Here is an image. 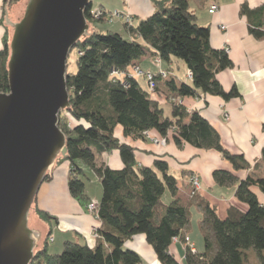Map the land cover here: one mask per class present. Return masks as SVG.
Instances as JSON below:
<instances>
[{
	"label": "trees",
	"instance_id": "1",
	"mask_svg": "<svg viewBox=\"0 0 264 264\" xmlns=\"http://www.w3.org/2000/svg\"><path fill=\"white\" fill-rule=\"evenodd\" d=\"M8 2L4 0L5 5ZM154 3L156 11L136 26L133 19L125 22L130 38L92 27V34L75 46L79 53L77 72L67 77L71 108L60 114L59 125L67 136L66 160L71 163L68 185L73 197L83 204L91 203L81 163L101 181L102 199L96 214L101 221L99 240L94 247L68 240L62 252L50 253L48 237L32 264H140L141 256L126 246L138 234L146 236L161 263L180 264L171 245L174 238L190 242L186 230L191 214L176 198L177 178L170 172L165 154L158 156L153 166H139L136 149L117 137L119 126L125 136L134 139H144L145 133L153 130L165 137L171 134L179 148L191 144L199 149L217 150L236 170L251 168L244 155L231 153L223 146L220 134L199 110L190 111L182 102L185 97L207 94L227 100L239 96L235 87L226 91L217 78L233 66L232 59L226 50L211 45L210 28L198 23L188 0ZM93 8L91 0L85 11L91 26L93 22L105 21V16L93 17ZM252 12L242 5V14L250 16ZM250 32L256 38H264L261 24L251 25ZM9 42L7 30L0 50L2 92L9 91ZM148 53L159 57L162 64L173 58L182 60L192 72L191 83L179 81L165 69L169 73L166 78L155 73L154 91L144 89L131 69L135 61ZM114 71L122 72V77L112 75ZM162 94L164 103L156 98ZM114 151L123 160L121 169L97 162V156ZM213 175L221 186L238 182L236 197L248 208L242 211L232 206L227 216L221 218L214 207L203 203L201 229L205 250L194 252L188 246L187 264H247L250 249L257 252L258 264H264V203L254 191L256 187L264 194V176L249 174L240 180L227 170H215ZM167 189L173 197L168 204L162 201ZM37 212L45 220L52 219L46 211Z\"/></svg>",
	"mask_w": 264,
	"mask_h": 264
},
{
	"label": "crops",
	"instance_id": "2",
	"mask_svg": "<svg viewBox=\"0 0 264 264\" xmlns=\"http://www.w3.org/2000/svg\"><path fill=\"white\" fill-rule=\"evenodd\" d=\"M28 0H9L5 5L0 0V50L4 46L5 32L8 30L9 41L11 27L6 25V17L16 21L25 8ZM98 7L107 12L121 6L129 14L136 26L141 19L156 11L154 0H99ZM121 5L116 6L117 2ZM189 9L196 15L201 26L209 27L211 31V45L224 49L233 61V66L217 75L218 80L226 91L236 88L239 96L225 99L222 96L207 94L203 97H185L183 104L190 110H199L203 117L218 131L223 146L234 154L244 155L251 165L247 170H236L233 164L225 159L217 150L199 149L191 144L179 148L170 134L166 145L156 144L147 138L134 139L125 136L123 128L117 127L116 135L123 142L136 149L139 166H153L155 159L164 155L168 160L170 172L177 178L178 192L176 198L181 205L190 210V223L186 236L194 244L197 252L205 250L201 222L204 216L203 203H208L216 209L219 217L225 218L229 208L236 206L241 210L248 208L247 204L236 197L238 182L230 186H221L214 179L215 170H227L234 173L238 179H244L249 174L264 176V38H256L250 32V26L258 24L264 29V0H188ZM247 5L253 12L250 16L241 13L242 5ZM95 7V3L93 2ZM212 5H217V11L210 13ZM119 20L114 21L116 24ZM94 28L103 32H118L130 38L122 25L97 24ZM121 24V22H117ZM225 26V29L221 27ZM144 71L158 73L160 68L168 69L170 74L179 81L191 83L186 64L177 58L170 63H163L160 67L154 62L151 53L135 61ZM132 72V69H131ZM122 77V76H121ZM187 77V78H186ZM140 77H138L139 79ZM161 85V83H160ZM161 102L165 96L156 95ZM169 114L170 109L166 107ZM150 134L154 138L161 135L156 131ZM61 159V160H60ZM58 159L49 173V179L41 185L34 206L49 213L51 220H46L45 233L52 234L54 240L49 242L50 253H60L66 241L86 243L94 247L98 238L93 235V229L99 228L101 221L87 209V205L73 197L68 180L71 173V163L63 162L67 158ZM98 163H105L114 169H121L124 165L118 151L104 153L97 156ZM85 175L88 170L93 174L96 188H88L86 194L91 202L100 204L102 199V185L99 177L88 166L81 163ZM199 178L201 188L197 194H191V177ZM92 183V180H91ZM100 184V185H99ZM254 191L264 203V194L258 189ZM170 192V191H169ZM170 199L173 197L170 193ZM165 203V202H164ZM194 215L196 219L194 218ZM43 231V230H42ZM126 246L141 256L140 264H163L144 234H138L129 239ZM188 245L179 239L173 240L171 252L180 264H187L186 254ZM259 258L254 249L247 251V264H258Z\"/></svg>",
	"mask_w": 264,
	"mask_h": 264
},
{
	"label": "water",
	"instance_id": "3",
	"mask_svg": "<svg viewBox=\"0 0 264 264\" xmlns=\"http://www.w3.org/2000/svg\"><path fill=\"white\" fill-rule=\"evenodd\" d=\"M91 0H28L12 21L9 91H0V264H32L49 236L30 226L43 182L68 157L60 114L71 108L67 61L93 32Z\"/></svg>",
	"mask_w": 264,
	"mask_h": 264
},
{
	"label": "built area",
	"instance_id": "4",
	"mask_svg": "<svg viewBox=\"0 0 264 264\" xmlns=\"http://www.w3.org/2000/svg\"><path fill=\"white\" fill-rule=\"evenodd\" d=\"M216 11H217V5H212V7L210 9V13H215ZM104 12L105 11L102 10V9H95V10L93 9L92 10V15H93V17L95 19H100L101 17H103L105 15ZM112 17H115L117 19H123V20H125V22H128V23L132 22V17L129 14H124V13L119 12V11L113 12ZM108 20L110 22L114 21V19H112V18H109ZM221 28L225 29V26H222ZM154 62L157 65H159L160 67L162 66V60L159 57L154 58ZM158 73H159V75H161L164 78L169 76V73L163 68H160ZM131 74L135 75L136 77H143L147 81L148 89L150 91H154V89L157 87L155 73H153L151 71H144L142 68H140L139 66L135 65L132 68ZM112 75L121 77L123 75V73L122 72H118V71H114L112 73ZM188 76L191 78L192 77V72H189ZM145 135H146V137L150 138V133L149 132H146ZM151 140L156 142V143H161L163 145H166V143H167V138L166 137L164 139H162V140L155 139V138H152ZM191 185H192L191 194L195 195L196 192L199 191L200 188H201V183H200V180H199V178L197 176H192L191 177ZM97 207H98V205L96 203H94V202H91V203H89L87 205V209L90 212L94 213L95 215L97 214ZM93 235L95 236V238H99L98 228H94L93 229ZM176 239L177 238H174V240H176ZM53 240H54V237H53V235H51V237L49 238V242H52ZM187 245L191 248L192 251H194V252L196 251L193 243L187 242Z\"/></svg>",
	"mask_w": 264,
	"mask_h": 264
},
{
	"label": "rangeland",
	"instance_id": "5",
	"mask_svg": "<svg viewBox=\"0 0 264 264\" xmlns=\"http://www.w3.org/2000/svg\"><path fill=\"white\" fill-rule=\"evenodd\" d=\"M94 3H95V7L93 8L94 10L95 9H102V10H104V8H102V7H98V2H100L99 0H92ZM119 1V0H118ZM122 1V0H121ZM117 2V1H116ZM116 6H118V5H121L119 2H117V4H115ZM105 11V10H104ZM115 11H119V12H122V13H124V14H126V12H124L122 9H121V6L120 7H117V9H113L112 10V12H107L106 11V15H104L105 16V22L103 23V24H107V25H112V24H114L113 22L114 21H116V20H119V21H117V22H121V24H119V23H117V22H115L116 24H114V25H116V26H118V25H122V23H124L125 22V20H123V19H117V18H115V17H112V14H113V12H115ZM109 18H112V19H114V21L113 22H110L108 19ZM102 22H99V23H97V24H101ZM93 24L94 25H96V23L95 22H93ZM94 25L92 26V27H94ZM78 56H79V53H78V49L76 48V47H74L73 49H72V51L70 52V54H69V58H68V61H67V73L68 74H75L76 72H77V60H78ZM187 78V77H186ZM139 82H140V84H141V86L144 88V89H148V84H147V81L143 78V77H140L139 78ZM71 126V125H70ZM170 135V134H169ZM168 135V136H169ZM168 136L166 137L167 138V140H168ZM147 139H149V140H151L152 138H154L151 134H150V138H148V137H146ZM165 138V136H161L160 138H155V139H159V140H162V139H164ZM154 142V141H153ZM154 143H156V142H154ZM156 144H161V143H156ZM163 145V144H162ZM66 161H68V160H64L63 162H66ZM193 176H195V175H193ZM83 179H84V181H85V183H86V185H87V187L88 188H90L91 189V187L93 188V189H95L96 188V182H95V180H93V174H92V172H91V170H88V172L86 173V175L83 177ZM91 180H92V183H91ZM100 185V184H99ZM191 190H192V188H191ZM198 192V191H197ZM197 192H196V194H197ZM162 201L163 202H165L166 204H168V203H170L171 202V199H170V192H169V190L167 189V191L165 192V194L163 195V197H162ZM247 210V209H246ZM245 210V211H246ZM242 211H244V210H242ZM194 218L196 219V217H195V215H194ZM45 219H43V218H41L40 217V215L38 214V212H37V209L35 208V206L33 207V209H32V211H31V217H30V226L31 227H36V228H39V229H41V230H43V232H44V235L46 236L47 235V233H45V230H46V228H47V225H46V223H45ZM51 235L52 234H49V238L51 237ZM62 252V251H61Z\"/></svg>",
	"mask_w": 264,
	"mask_h": 264
}]
</instances>
